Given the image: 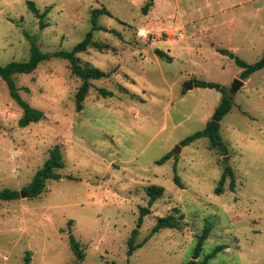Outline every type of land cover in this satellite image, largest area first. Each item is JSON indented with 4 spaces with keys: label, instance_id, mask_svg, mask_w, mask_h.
I'll return each instance as SVG.
<instances>
[{
    "label": "rangeland",
    "instance_id": "374dc122",
    "mask_svg": "<svg viewBox=\"0 0 264 264\" xmlns=\"http://www.w3.org/2000/svg\"><path fill=\"white\" fill-rule=\"evenodd\" d=\"M29 1L46 14L45 27ZM147 2L0 0L1 65L29 58L27 36L44 53L72 51L91 31L95 9L111 13L98 25L119 34L95 32L103 51L77 55L81 65L106 74L91 81L82 111L75 101L82 81L65 60L15 76L21 97L45 115L27 128L19 127L22 110L0 79V191H25L55 146L65 163L62 179L49 181L38 198L25 191V198L0 201V264H24L27 252L29 264H75L69 235L85 252L83 264H187L208 224L212 231L199 260L224 246L209 264H264V70L242 80L243 70L229 57L248 64L262 58L264 0H153L145 15ZM144 30L148 38L141 37ZM194 79L230 95L236 79L244 82L221 121L227 155L207 138L181 146L205 129L222 99L214 89L185 90ZM175 162L181 186L174 181ZM226 167L235 187L231 191L227 176L217 195ZM152 186L164 195L139 229L142 247L129 256L128 240ZM171 214L183 215L181 229L150 236L158 219Z\"/></svg>",
    "mask_w": 264,
    "mask_h": 264
},
{
    "label": "trees",
    "instance_id": "16d2710c",
    "mask_svg": "<svg viewBox=\"0 0 264 264\" xmlns=\"http://www.w3.org/2000/svg\"><path fill=\"white\" fill-rule=\"evenodd\" d=\"M28 9L33 13L39 20L40 26L45 27L43 23V18L46 15L40 14L34 2L29 1L27 3ZM153 6V0H148L146 5L143 7L142 12L147 15L150 7ZM107 15L111 16V13L105 8L95 9L91 14V22L92 29L87 33L84 40L77 44L72 51H58L55 53H44L37 46V42L35 39H32L31 36H27L30 42V55L26 61L22 62H11L7 65L0 64V79L6 84L9 95L12 100L21 108L22 117L20 118L18 125L20 128H27L31 124H37L40 121L44 120L45 115L42 111L33 108L28 102H26L21 95L19 94V89L16 86L15 76L16 75H30L34 71L37 70L40 64L52 60V59H61L65 60L70 64L71 72L74 76L79 78L82 81V85L78 89L75 101L76 107L78 111H82L83 103L89 93L91 88V81L100 80L106 77V74L101 70L91 67L89 65L83 66L80 64L77 55L86 52L91 48L98 49L99 51H103L104 46L98 44L93 40V34L95 32H111L114 35H119L117 32L113 30H108L105 27L98 25L99 17ZM219 52L223 55H226L228 51L219 50ZM160 58H166L170 60V57L164 52H157ZM229 57L234 60L235 64L241 68L243 71L240 74V78L242 80L250 78V76L255 73L264 70V54L262 58L254 64H248L242 59L233 56V54H229ZM194 88L201 89H214L222 94V99L215 110L213 116L208 121L204 130L195 133L194 135L186 138L181 142V146L185 147L193 142L207 138L210 141V145L212 149H217L221 154L227 155L228 147L223 142L222 137L220 135V127L221 121L223 118L232 110L233 107V97L229 94L228 90L224 87L210 82H205L201 80L194 79ZM100 95L103 97L112 96L111 92H108L104 89L99 90ZM173 157V154L170 153L164 156L157 162V165H163L168 160ZM65 168V163L63 160V155L61 153V149L59 146H55L51 149L49 158L45 161L44 165L36 172L33 177L31 183L24 189L30 196V198H38L42 195L46 189V185L49 181H59L62 179V175L58 172ZM174 181L177 185L181 186L180 179L176 174V162L174 165ZM229 176L232 181L230 184L231 191L234 190L235 182L233 172L230 167H226L224 174L221 177L219 185L217 186L215 193L217 195L223 192V186L225 183L226 177ZM164 189L162 187L152 186L147 190L148 196V206L141 207L139 209V216L136 223V228L131 232V237L128 240V255L131 256L137 249L141 248L143 244H136V238L139 233V229L142 226L143 220L146 216L151 213V207L155 204V202L163 197ZM20 198V193L18 191L4 189L0 191V201L2 202H11L16 201ZM179 210L175 209V214H178ZM183 215H179L176 217L175 215H169L166 217L159 218L156 222L155 226L151 231V235H154L161 230L165 229H181V220H183ZM71 221L69 222V225ZM212 231V226L210 224L206 225L203 229L202 233L198 236V241L193 253V258L187 264H209V261L215 258V256L223 251L224 246L218 247L213 250L210 254L206 255L203 260H199L202 252L204 250L205 241L209 238V235ZM70 248L76 258L75 264H83L85 260V252L82 249L80 243L76 240L73 235H69ZM31 261V253L27 252L25 256V263L29 264Z\"/></svg>",
    "mask_w": 264,
    "mask_h": 264
},
{
    "label": "water",
    "instance_id": "95a60500",
    "mask_svg": "<svg viewBox=\"0 0 264 264\" xmlns=\"http://www.w3.org/2000/svg\"><path fill=\"white\" fill-rule=\"evenodd\" d=\"M243 85H244V82L236 79L234 81L231 94L234 95L235 93H237L239 88L242 87ZM184 88H185V90H192L194 88V81L193 80L188 81L185 84ZM178 151H180L179 147H178ZM225 162H227V160H225ZM20 195H21V198H25L27 193L25 191H22Z\"/></svg>",
    "mask_w": 264,
    "mask_h": 264
},
{
    "label": "built area",
    "instance_id": "2783aa9c",
    "mask_svg": "<svg viewBox=\"0 0 264 264\" xmlns=\"http://www.w3.org/2000/svg\"><path fill=\"white\" fill-rule=\"evenodd\" d=\"M149 35H150L149 32H147L145 30L141 32V37H143V38H148Z\"/></svg>",
    "mask_w": 264,
    "mask_h": 264
}]
</instances>
